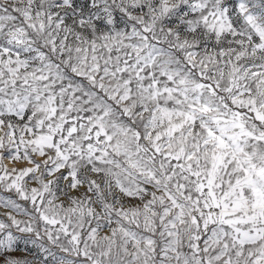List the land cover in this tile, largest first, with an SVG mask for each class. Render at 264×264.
Instances as JSON below:
<instances>
[{"label":"snow or ice","instance_id":"snow-or-ice-1","mask_svg":"<svg viewBox=\"0 0 264 264\" xmlns=\"http://www.w3.org/2000/svg\"><path fill=\"white\" fill-rule=\"evenodd\" d=\"M0 264H264V0H0Z\"/></svg>","mask_w":264,"mask_h":264},{"label":"rangeland","instance_id":"rangeland-1","mask_svg":"<svg viewBox=\"0 0 264 264\" xmlns=\"http://www.w3.org/2000/svg\"><path fill=\"white\" fill-rule=\"evenodd\" d=\"M16 255H21L20 253H17Z\"/></svg>","mask_w":264,"mask_h":264}]
</instances>
